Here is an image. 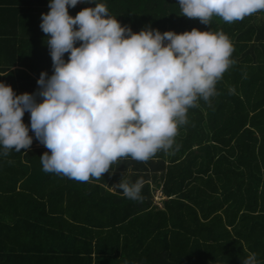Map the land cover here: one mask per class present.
<instances>
[{
	"label": "trees",
	"instance_id": "obj_1",
	"mask_svg": "<svg viewBox=\"0 0 264 264\" xmlns=\"http://www.w3.org/2000/svg\"><path fill=\"white\" fill-rule=\"evenodd\" d=\"M96 2L134 33L146 27L161 33L222 31L234 47V63L210 103L198 100L188 109L173 149L146 162L121 158L100 179L80 182L43 171L40 157L50 152L44 145L0 155V192H7L11 205L31 202L28 211L6 204L3 214L15 227L54 226L39 230L83 239L80 251L97 256L48 257L53 264H242L250 254L264 264V11L232 23L214 16L205 25L182 16L178 0ZM86 7L95 4L78 3L68 13L75 17ZM48 11V0H0V82L16 95L38 93L40 73L53 72L46 34L31 19ZM22 121L32 144L39 143L28 112ZM140 178V201L113 188ZM158 187L161 207L152 200ZM5 221L0 215V224ZM8 258L0 257V264Z\"/></svg>",
	"mask_w": 264,
	"mask_h": 264
},
{
	"label": "clouds",
	"instance_id": "obj_2",
	"mask_svg": "<svg viewBox=\"0 0 264 264\" xmlns=\"http://www.w3.org/2000/svg\"><path fill=\"white\" fill-rule=\"evenodd\" d=\"M85 2L95 7L69 15V7ZM178 5L182 16L205 25L214 16L232 23L264 11V0H178ZM48 8L39 27L47 37L52 74L40 73L36 94L16 95L0 82V155L32 144L22 121L28 112L34 137L50 150L40 157L46 173L88 182L110 172L118 159L146 162L168 152L188 122V109L198 100L210 103L234 63V47L222 31L161 33L146 27L134 33L96 0H48ZM144 183L120 180L113 188L140 201ZM242 264L259 262L250 254Z\"/></svg>",
	"mask_w": 264,
	"mask_h": 264
},
{
	"label": "crops",
	"instance_id": "obj_3",
	"mask_svg": "<svg viewBox=\"0 0 264 264\" xmlns=\"http://www.w3.org/2000/svg\"><path fill=\"white\" fill-rule=\"evenodd\" d=\"M41 14L42 13L35 12L31 19L38 20L39 24L41 23ZM30 48L31 51L41 50V47ZM13 68L18 67L15 66ZM29 74L35 78L34 74L31 72H29ZM15 192H21L25 195L23 191L16 190ZM6 195L7 192H0V215L4 216L7 220L0 224V257L5 255L9 257L5 260V264H53L48 257H97L93 252L90 255H86L83 253L84 251H80L82 250L81 247L85 245L82 241L83 239H74L72 241L71 239L57 237L58 235H55V233L51 234L46 232L42 234L39 230L41 228L54 229V226L48 225L40 227L37 224L26 222L15 227L13 222H9L7 216L2 212V209L5 210L6 204L11 205L10 201H6ZM30 203L31 202H16L14 204L12 203V205L16 206L19 211H28L31 205ZM10 228H18L20 231L11 233ZM66 251L68 252L66 253ZM72 252L74 253L71 254Z\"/></svg>",
	"mask_w": 264,
	"mask_h": 264
},
{
	"label": "built area",
	"instance_id": "obj_4",
	"mask_svg": "<svg viewBox=\"0 0 264 264\" xmlns=\"http://www.w3.org/2000/svg\"><path fill=\"white\" fill-rule=\"evenodd\" d=\"M154 192H156V193H158V197H159V199H160V202H161V200L164 198V196H163V194H162V192H161V189H160V187H158V188H156L155 190H154ZM153 198V197H152ZM162 198V199H161ZM153 200V204H155V205H157L158 207H161V205L158 203V199H152Z\"/></svg>",
	"mask_w": 264,
	"mask_h": 264
},
{
	"label": "rangeland",
	"instance_id": "obj_5",
	"mask_svg": "<svg viewBox=\"0 0 264 264\" xmlns=\"http://www.w3.org/2000/svg\"><path fill=\"white\" fill-rule=\"evenodd\" d=\"M258 15H259V14H258ZM31 145H34V146L36 145V146H38V145H43V144H41V143L39 142V143H36V144H31ZM158 196H159L158 193H156V192L153 191V196H152L153 199H158V203H159L160 205H162ZM161 199H162V198H161Z\"/></svg>",
	"mask_w": 264,
	"mask_h": 264
}]
</instances>
